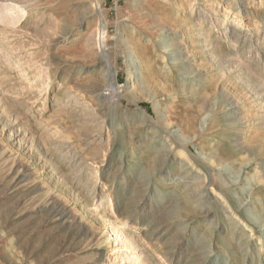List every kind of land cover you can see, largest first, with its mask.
I'll list each match as a JSON object with an SVG mask.
<instances>
[{
    "label": "rangeland",
    "instance_id": "obj_1",
    "mask_svg": "<svg viewBox=\"0 0 264 264\" xmlns=\"http://www.w3.org/2000/svg\"><path fill=\"white\" fill-rule=\"evenodd\" d=\"M263 85L264 0H0V264H264Z\"/></svg>",
    "mask_w": 264,
    "mask_h": 264
},
{
    "label": "bare ground",
    "instance_id": "obj_2",
    "mask_svg": "<svg viewBox=\"0 0 264 264\" xmlns=\"http://www.w3.org/2000/svg\"><path fill=\"white\" fill-rule=\"evenodd\" d=\"M148 0H145V2H147ZM228 12L230 13V14H232V16L233 17H238V15H239V10L238 9H235V10H233V9H228ZM149 27V26H148ZM149 29V28H148ZM147 29V30H148ZM150 31V30H149ZM132 32V31H131ZM134 33V32H133ZM236 33L237 32H235V35H236ZM239 34V33H238ZM133 35V34H132ZM131 35V36H132ZM234 35V34H233ZM134 38V37H133ZM139 38V37H138ZM138 38H134V42H130V43H128V41H126V45H127V48H128V51H129V54H132V55H134V57L137 55V46H138ZM149 38V37H148ZM170 38V37H169ZM236 38V37H235ZM162 41H157V43L159 44V46L162 48V49H166L169 45L167 44V45H163V43H161ZM124 43V42H123ZM124 45V44H123ZM184 48H186V45H183L182 47H181V50L178 52L179 54H181L182 52H183V50L182 49H184ZM184 52H186V51H184ZM130 56V55H129ZM170 56L172 57L173 56V53H171L170 54ZM179 60V59H178ZM187 62V61H186ZM178 63H182V62H178ZM183 66H184V64H182ZM242 65V64H241ZM143 66H146V64H142L141 66H140V69H142L141 67H143ZM139 67V66H138ZM128 70H129V72H128V77H129V79L130 80H132L133 79V73L135 72V71H132V67H129L128 68ZM245 71V70H244ZM139 74H141V73H139L138 72V75ZM108 81H109V85H108V90H111L112 88V85H113V75L112 74H109L108 76ZM254 78V77H253ZM254 82V81H253ZM257 84H259L258 82H257ZM261 84V83H260ZM264 86V85H263ZM100 91V90H99ZM103 91V90H102ZM107 93H97V95L98 96H100V97H104L105 95H106ZM76 104V103H75ZM96 122V121H95ZM238 127V126H237ZM63 152V151H62ZM73 153V152H72ZM64 154H65V152H64ZM67 154V153H66ZM183 154V153H182ZM62 156V155H61ZM208 156H212V155H208ZM74 157V156H73ZM214 157H216V156H214ZM78 158V157H77ZM211 159H212V157H210ZM76 159V158H75ZM74 159V160H75ZM185 159V158H184ZM69 160V159H68ZM123 161V160H122ZM75 162V161H74ZM212 163H214L215 165L217 164V162H215L214 160H212L211 161ZM219 162V161H218ZM70 163V162H69ZM79 164V163H78ZM131 165V164H130ZM130 165L128 166V168H130ZM259 173V171L257 170L256 171V174H258ZM258 177V176H257ZM255 179H256V176L254 177L253 176V181H255ZM258 183L259 184H263V181L262 180H260V178H259V181H258ZM204 184V183H203ZM86 186V185H85ZM199 189V188H198ZM211 192H212V190H211ZM201 194V193H200ZM203 196V195H202ZM195 198V197H194ZM102 199V198H101ZM100 199V200H101ZM193 199V198H192ZM220 201V203L223 205V207H227L226 209H228V203H227V201L225 200V199H223V198H221V200H219ZM51 202V201H50ZM198 202H200V201H198ZM196 203V202H195ZM57 204V203H56ZM134 204V203H133ZM199 204H202L203 205V203H199ZM57 205H59V202H58V204ZM132 207V206H131ZM63 210V209H62ZM61 211V210H60ZM65 211V210H64ZM55 212V211H54ZM207 212H209V211H207ZM206 212V213H207ZM137 214V209H134V210H132L131 211V213L128 215V218H131L132 220H135L136 218H138L137 216H136V218L134 217V215L133 214ZM56 214V213H55ZM60 214V216L61 217H63L64 215H61V213H59ZM65 215H67L68 216V213L67 214H65ZM66 217V216H65ZM60 219H62V218H60ZM137 222V221H136ZM146 226H148V225H146ZM80 228V227H79ZM83 228V227H82ZM84 232V231H83ZM154 232V231H153ZM249 236H251V234L249 235ZM250 238V237H249ZM127 240L130 242V245H131V247H132V245H134L132 248H133V250H132V254H131V262L133 263L139 256L141 257L142 255H143V257L144 258H147V254L145 253V249L144 248H142V247H140L139 245H138V243H137V241L135 240V238L132 236V235H127ZM116 242V241H115ZM117 243V242H116ZM211 245V244H210ZM209 245V246H210ZM117 246L118 245H114V247H113V249H114V252H112V254H114L118 249H117ZM149 252V251H148ZM208 252V251H207ZM210 254V253H209ZM168 260V259H167ZM145 263V262H144Z\"/></svg>",
    "mask_w": 264,
    "mask_h": 264
}]
</instances>
